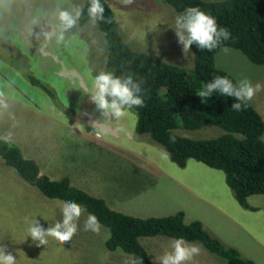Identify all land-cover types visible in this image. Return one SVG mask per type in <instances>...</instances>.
Here are the masks:
<instances>
[{
  "label": "rangeland",
  "instance_id": "1",
  "mask_svg": "<svg viewBox=\"0 0 264 264\" xmlns=\"http://www.w3.org/2000/svg\"><path fill=\"white\" fill-rule=\"evenodd\" d=\"M106 1L131 49L192 67V51L185 57L175 34L179 15L166 0H133L131 4ZM82 2L0 0V52L7 51L19 75L28 70L51 87L61 104H55L24 77L26 88L19 87L26 96L0 98V139L17 144L25 157L40 166L41 173L51 178L67 175L74 186L102 197L111 208L141 217L163 216L182 209L186 221L198 219L218 236L214 227L229 223L231 212L230 204L221 197H231L238 206L223 172L195 159H188L184 168L162 158V146L147 134L135 133L136 114L132 109L115 118L106 116L92 102L94 79L106 72V42L93 20L83 25L76 21L65 29L59 19L61 11L75 16ZM6 3L10 10L5 13ZM215 63L237 84L247 78L253 84L264 85V65L251 62L238 49L221 47ZM83 66L92 86L74 81L82 77ZM67 76L72 77L73 86H65ZM249 102L264 120V90ZM174 131L193 139L223 132L210 124L196 129L179 126ZM252 197L250 201L257 202V196ZM62 202L43 195L0 157V246L12 252L17 264H134L129 254L105 248L108 230L103 225L98 234L84 229L89 215L86 211L70 242L61 244L48 237L46 245L37 247L38 242L28 234L30 220H39L44 228L62 222ZM260 204L264 206V202ZM173 240L166 235L139 237L156 264L166 251H171ZM194 243L201 251L187 264H221L214 254Z\"/></svg>",
  "mask_w": 264,
  "mask_h": 264
},
{
  "label": "trees",
  "instance_id": "2",
  "mask_svg": "<svg viewBox=\"0 0 264 264\" xmlns=\"http://www.w3.org/2000/svg\"><path fill=\"white\" fill-rule=\"evenodd\" d=\"M166 1L179 16L187 8L197 7L215 17L219 27L229 30L231 38L221 39L212 51L201 50L193 44L190 49L193 64L188 69L148 52L131 49L119 32L112 8L106 0H100L105 11L103 18L94 22L106 42L105 71L121 80L131 76L145 92L144 106L132 108L136 114V134H147L180 167L185 166L188 159H195L221 170L236 201L242 207L253 209L248 197L264 194V120L250 102L237 112L232 110L237 102L234 97L213 93L203 101L197 93L215 76H227L236 83L230 73L215 63V54L221 47L238 49L251 62L264 65V0ZM90 5L91 0H83L77 19L79 25L92 20L88 12ZM22 75L46 92L55 104H60L53 89L38 77L28 70L22 71ZM206 124L218 126L223 132L211 138L193 139L174 131L179 126L196 129ZM169 130L176 134L175 143L169 140ZM0 157L46 197L77 202L87 213L97 216L108 230L105 248L129 254L134 264L139 261L156 264L139 241L141 236L154 235L197 242L219 258L221 264H255L235 246L212 235L202 221H186L183 210L163 216L128 214L111 208L102 197L74 186L67 175L51 178L41 173L40 166L9 140L0 139Z\"/></svg>",
  "mask_w": 264,
  "mask_h": 264
},
{
  "label": "clouds",
  "instance_id": "3",
  "mask_svg": "<svg viewBox=\"0 0 264 264\" xmlns=\"http://www.w3.org/2000/svg\"><path fill=\"white\" fill-rule=\"evenodd\" d=\"M133 0H123L125 4H131ZM105 9L100 0H91L88 9L89 16L93 21L103 18ZM81 15L80 10L73 16L68 11H61L59 19L65 29L75 25ZM176 36L178 42L183 45L182 52L185 57L190 52L193 44L199 49L212 51L219 46L221 39L229 40L231 33L227 28L219 27L215 17L206 14L197 7H189L184 14L176 18ZM62 38V37H61ZM264 90V85L260 83L253 84L251 80L245 78L234 83L227 76H215L210 82L197 93L205 101L213 93H219L221 96L234 97L237 101L232 105L233 111H242L247 107L248 102L253 97ZM145 92L140 84L135 83L131 76L124 80L117 78L113 73L101 72L94 79L92 102L106 116L111 114L115 118L123 117L126 112L133 107H143ZM169 140L176 142V134L171 130ZM170 154L165 150L162 152V158L168 159ZM63 214L62 222L58 221L48 228H44L39 220L33 218L29 222L28 234L36 243L37 247L46 245L48 237H52L61 244L70 242L78 232V221L85 211L83 205L74 201H63L61 204ZM99 219L93 214H89L84 229L99 233L101 228ZM201 248L194 242H189L183 237L175 238L171 244V251H166L160 257V264H187L193 257L199 255ZM0 264H17L16 257L12 252L6 250V246H0ZM138 264H143L139 261Z\"/></svg>",
  "mask_w": 264,
  "mask_h": 264
},
{
  "label": "crops",
  "instance_id": "4",
  "mask_svg": "<svg viewBox=\"0 0 264 264\" xmlns=\"http://www.w3.org/2000/svg\"><path fill=\"white\" fill-rule=\"evenodd\" d=\"M6 6L8 8L5 10V13L10 10V5H7L6 3ZM6 52H0V98H12L14 95L26 96L25 92L19 87V85H21L26 88L24 76L17 73L16 68L13 66V61L7 58L8 56ZM83 71L82 77H79L77 81H74L80 83L81 80L85 85L92 86V79L88 76V71L85 70L84 66ZM67 78L68 83L65 86H73L71 84L72 77L67 76ZM87 79L90 80L86 81ZM62 98L65 100L63 96ZM186 166L187 163L184 168ZM254 195L257 196L255 197L257 202L252 203L250 201L253 198V195L248 197V203L254 207L253 209L242 207L236 201L238 203L237 206L231 197L228 196L226 199L223 195L221 198H224L227 201L225 202L227 205L230 204L229 208L231 209V212L228 213L229 223L218 224L214 229L218 233L217 237H219L224 243L235 246L243 255L251 258L255 264H264V206L260 204L264 202V194ZM221 209L225 208L220 207V210Z\"/></svg>",
  "mask_w": 264,
  "mask_h": 264
}]
</instances>
